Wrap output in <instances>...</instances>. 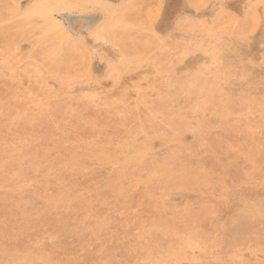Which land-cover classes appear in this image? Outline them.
<instances>
[{"label":"rangeland","instance_id":"obj_1","mask_svg":"<svg viewBox=\"0 0 264 264\" xmlns=\"http://www.w3.org/2000/svg\"><path fill=\"white\" fill-rule=\"evenodd\" d=\"M0 264H264V0H0Z\"/></svg>","mask_w":264,"mask_h":264}]
</instances>
